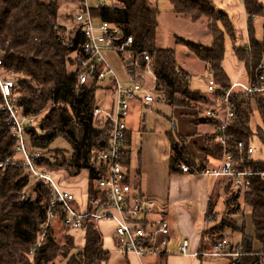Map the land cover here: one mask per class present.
I'll return each mask as SVG.
<instances>
[{"label": "trees", "instance_id": "trees-1", "mask_svg": "<svg viewBox=\"0 0 264 264\" xmlns=\"http://www.w3.org/2000/svg\"><path fill=\"white\" fill-rule=\"evenodd\" d=\"M116 1L118 5L109 10L95 12L94 16L122 26L126 34L133 37L134 57L145 51L150 54L153 68L162 81L172 106L186 108L191 101L200 100L202 96L193 93L189 88L190 74L177 64L176 51L157 48L160 17L158 8H151L148 0ZM169 1L178 18L193 24H203L212 35L211 48H204L180 38H176V43L207 63L217 84L228 88L230 83L222 68L225 43L227 38L233 42L237 40V32L228 14L216 10L212 0ZM243 2L249 16L250 50L235 48L234 51L238 59L245 63L246 80L259 86L261 83L258 81V67L264 63V39L257 40L254 19L264 18V7L259 0ZM58 11L57 0H48L47 3L42 0H0L1 58L4 70L12 75L23 76L18 86L20 97L16 103L24 114L38 115L52 104L50 115L39 128L28 130L30 144L34 148L48 150L62 136L74 150L69 165L65 158L55 164L46 158L40 160L38 165L47 166L50 170L56 167H72L76 172L88 169L91 198L97 194L96 182L99 178L90 166V149L97 146L98 142L99 148L104 145L107 130L93 127V113L97 107L96 94L99 88L93 85L81 87L78 74L75 71L69 72V56L77 49L82 36L77 35L70 48L62 46L61 37L66 31L59 26L61 32L58 34L59 31L55 29L58 26ZM142 64L140 60L138 66ZM138 66L134 69H138ZM231 101L235 117L228 133L236 141H243L249 146L255 138L250 128L251 102L255 103L262 121V127L257 128L260 131L264 127V97L259 95L254 99L239 92L234 94ZM3 105L4 99L0 93V164L15 157L16 146L7 124L9 113L2 109ZM129 137L128 134V139ZM172 148L175 152L171 168L173 172L179 159L189 165L196 163L183 138H172ZM210 149L214 157H221V148L215 141ZM246 159L248 160V156ZM124 165L128 167L129 160L124 161ZM247 165L253 172H264V164L247 162ZM249 180L251 189L245 194V203L252 212L255 239L262 244L264 252V178L257 175ZM28 185L29 175L24 168H0V264H28L26 256L38 242L39 227L45 219V206L42 203L44 196L40 190L42 187L37 186L36 198L22 201L20 193ZM42 190L47 201L49 192ZM84 229L85 247L79 249L74 241L67 242L63 251L64 260H67V264L108 263L110 254L103 249L98 229L92 222H86ZM253 242V238L244 234L241 246L245 256L240 264H264L263 258L253 251ZM59 250L51 227L42 248L37 250L33 263L53 264ZM73 251L77 253L71 254Z\"/></svg>", "mask_w": 264, "mask_h": 264}, {"label": "built area", "instance_id": "built-area-1", "mask_svg": "<svg viewBox=\"0 0 264 264\" xmlns=\"http://www.w3.org/2000/svg\"><path fill=\"white\" fill-rule=\"evenodd\" d=\"M116 5H118L116 0H78V5L72 12L71 28L60 26L66 31L61 37L64 48H70L77 35L82 36V41L71 54L79 85L81 87L93 85L102 89L103 86L107 88L105 85L109 80L114 95L111 106L96 107L93 113L94 122H97V119L102 121L99 129L104 127L103 129L107 130V137L95 156V161L99 163L96 171L99 178L96 182L97 194L89 198L86 211L79 209L71 188L64 186L52 172L38 165L40 160L46 158V151L34 148L27 135V129H32L36 115L24 114L18 107L14 100L17 83L3 75L4 64L1 58L3 52H0V93L4 99L2 109L9 113L7 124L11 136L16 141L15 157L1 163L0 168L3 170L11 167L24 168L29 176H33L39 182L42 189L49 191V199L43 203L45 219L40 226L39 239L28 252V257H35L37 250L43 246L49 228L56 222L68 232L85 230L86 222H92L96 228L101 222H111L114 224L115 251L121 256L135 255L143 259L147 256H164L172 252L173 237L165 210L127 181L123 163L129 143L128 119L132 103L139 102L150 110L158 104H169L170 99L153 68L150 54L145 51L134 57L133 37L127 35L122 26L94 16L95 12L109 10ZM58 27L55 29L60 34L61 30ZM249 50L250 45L246 47V51ZM107 53H114L120 57L128 55L124 64L121 62L125 79L116 74ZM140 60L143 64L138 66ZM136 66L138 69H134ZM258 81L261 83L259 86L246 80L222 88L212 74L206 79L208 93L218 102V107L208 110L206 116L215 123L214 141L221 148V160L219 165L214 167L182 163L179 166L182 173L230 178L244 193L251 189L249 178L257 175L264 178V172H253L247 165V162H253L252 157L256 153L253 143L247 146L243 141H236L228 133L235 117L231 101L234 94L240 92L254 99L259 95L264 97V63L258 67ZM17 157L20 158L19 161L16 160ZM28 187L29 185L20 193L22 201L31 198L28 195ZM189 246L188 239L180 240L178 254L193 258H229V264H240L245 256L241 245L235 246L226 238L215 242L208 251L191 253ZM257 255L261 256L264 262V252Z\"/></svg>", "mask_w": 264, "mask_h": 264}, {"label": "crops", "instance_id": "crops-1", "mask_svg": "<svg viewBox=\"0 0 264 264\" xmlns=\"http://www.w3.org/2000/svg\"><path fill=\"white\" fill-rule=\"evenodd\" d=\"M212 1L216 10L228 14L237 32L236 42H233L230 38L226 39V51L222 68L230 85L236 82L243 83L247 79L245 63L238 59L234 49L246 50V47L250 45L249 16L244 2L243 0ZM259 2L264 7V0H259ZM149 5L151 8L158 7L150 1ZM174 16L176 19H180L175 13ZM259 24H263L264 28V18L257 17L254 19L256 38L258 41H263L264 38L260 37L258 33ZM195 25H199V32L202 29L204 31L202 34L205 37L207 36V39L204 37L205 40H202L205 43L209 42L210 47L206 48H211V33H208L209 31L203 24L195 23ZM114 55V53H107L108 59L113 62H115ZM184 55L187 58L186 52ZM69 57H72V55ZM177 64H180L179 66L182 68L178 60ZM204 64L206 68L202 67L201 69L205 70L208 75L202 74L201 78L207 87L206 79L211 74H209V65L207 63ZM120 66L121 76L119 74L118 76L121 79H125L126 75L122 64ZM190 76V84L197 79L201 81V78H194L192 74ZM189 88L193 93L200 94L202 96L201 99L191 101L190 106L186 108L167 104L172 112L171 117L161 112L159 113L157 110L156 113L160 116L153 122L154 128L148 126L146 117L154 111L155 106L148 110L141 103L133 102L128 119L130 139L127 155L124 158V161L129 160V166L126 167L124 165L127 181L141 194L155 201L165 210V217L171 225L173 237L172 252L164 256H147L143 259H139L135 255L121 256L115 251L113 240L114 224L104 221L97 227L102 238L103 249L110 254L109 262L104 264H229V258L182 256L178 254L179 241L188 239L190 252L195 253L210 250L215 242L223 238L229 239L235 246L242 245L244 234L254 239L253 251L255 254L263 252L262 244L255 239L256 232L253 225L252 212L245 203L246 193L235 186L232 179L184 174L179 166L185 162L180 159L175 166V171L173 172L171 169L172 159L175 156L172 148V138L180 137L186 140V146L195 157V164L214 167L219 165L221 160V157H214L211 149L209 150L211 145L214 144L215 123L206 116L208 110L218 107V102L208 91L192 90L191 86ZM113 99L114 95L112 93L107 107L111 106ZM97 107H99L98 104ZM174 119H176L175 122ZM251 125L252 129L255 130L258 127H262V121L260 126L255 124L254 127L252 122ZM255 142H253V146L256 153L252 160L255 164H264V154L258 153V149L254 145ZM261 147L264 148V144ZM17 159L20 160L19 157ZM98 168L99 163L95 161L93 167L95 172ZM74 173L76 175L69 176L67 181H64L60 174H54L64 186L71 188L70 190L76 196L79 209L86 211L90 194V173L88 169H81ZM31 198H36L35 190ZM68 233L75 236L74 243L77 248L80 247L82 249L85 247V230Z\"/></svg>", "mask_w": 264, "mask_h": 264}, {"label": "rangeland", "instance_id": "rangeland-1", "mask_svg": "<svg viewBox=\"0 0 264 264\" xmlns=\"http://www.w3.org/2000/svg\"><path fill=\"white\" fill-rule=\"evenodd\" d=\"M43 2L47 3L48 0H42ZM153 4L155 3L158 7V10L160 12V17H159V28H158V34H157V48L161 49H173L176 50L177 52V60L178 63H181L182 68L187 70L190 74L194 76V78H201L202 74H205L206 76L208 75L207 72L202 70L201 68L204 67L206 68L205 64L200 61L193 52L189 51L186 47L183 45H178L176 43V38L183 39L187 42H191L193 44L203 46V47H208L209 42L205 43L202 40L204 39V34H202L204 31L201 29L200 32L198 28H200L199 25H195L190 23L187 20H182V19H176L174 16V13L172 11V6L170 4L169 0H149ZM58 3V26H63L64 28L70 27L73 25V20H72V12L73 10L77 7L78 5V0H57ZM199 24V23H198ZM70 30V29H69ZM206 30V29H205ZM207 31V30H206ZM208 32V31H207ZM210 34V32H208ZM258 33L260 37L264 38V28L263 24L258 25ZM211 35V34H210ZM207 39V36L205 37ZM262 38V39H263ZM210 47V46H209ZM186 52L187 58L183 54ZM190 54V55H189ZM127 56L125 55L123 57L118 56L117 54L114 55V61H110L112 68L116 72V74L121 76V71H120V64L121 62L124 64V60H127ZM193 56V57H192ZM195 58V60H194ZM183 61H182V60ZM110 60V59H108ZM185 62V63H184ZM188 63V64H187ZM186 64V65H184ZM180 65V64H179ZM69 72L72 73L75 70V65L73 58L70 57V63L68 65ZM209 74L210 71H209ZM3 75L6 78H9L11 80H14L17 83V88L14 90V100L16 101L20 95H19V83L23 80V76L20 75H12L8 71L3 70ZM107 88L102 87V89H99L97 94H96V102L97 104L101 107H107V105L110 103L111 97H112V87L110 84V81L108 80L105 85ZM192 90H197L200 89L203 92L207 91V87L205 86L202 78L201 81L194 80L190 84ZM171 105V103H169ZM52 108V104H49L48 107L40 112L38 115H36V118L33 120L32 127L31 128H39L42 122L45 121L46 117L50 115V111ZM166 114L171 117V111L169 109L168 105H163V104H158L155 105L154 111L152 113L147 115V122L149 127L154 128V123L155 120L159 118V114L156 113V111ZM251 120H250V128H251V133L255 134V138L253 139V142L258 141L264 144V127L262 130L259 131V129H252L251 122L253 123L254 127L255 124L261 125V118L258 113V110L256 108V105L254 102H251ZM254 113V114H253ZM176 119H174V122ZM94 122V120H93ZM102 121L97 119V122H94L93 127L96 129L101 128V123ZM173 124V123H172ZM257 126V125H256ZM171 129L172 126L170 125ZM104 128V127H103ZM102 128V129H103ZM30 129V128H29ZM27 129V132L28 130ZM257 138V139H256ZM255 142V147L258 149V153L264 154V148H262V144ZM99 143V142H98ZM97 143V146L91 147V158H90V166L93 168L94 163H95V156L96 153L99 149V145ZM46 151V158L50 159L51 163L55 164L57 161L62 160L63 158L66 159L67 164H71L72 161V154L74 153V150L72 149L71 145L69 142L64 138V137H59L55 140V142L50 146V148ZM52 151V154H49V152ZM53 151L55 153H53ZM59 157V159H58ZM45 158V159H46ZM16 159V158H15ZM58 159V160H57ZM18 160V159H16ZM19 161V160H18ZM44 167L45 170L52 172L53 174H60L62 179L64 181H67L69 176H75L76 172L73 170V168H61V167H56L54 169H48L47 166H41ZM80 173V172H79ZM26 174L28 175V172L26 171ZM78 174V173H77ZM81 174V173H80ZM55 175V174H54ZM71 182V181H69ZM37 186L39 185V182L35 180L33 176H29V187H28V195L31 197L33 195V191L36 189ZM41 193H43V200L42 203L46 201L44 191L42 189ZM48 191V189H46ZM49 192V191H48ZM37 196V195H36ZM41 228V227H39ZM52 232L53 236L56 240L57 246H59L60 250L57 252V256L53 262V264H67V260H64L63 258V251H64V246L67 244V242H75V236H72V234L68 233L63 226H61L60 223L53 224L52 226ZM80 248V247H78ZM81 249V248H80ZM77 251H73L71 254H76ZM26 258L29 260L28 264H34L33 263V258L26 256Z\"/></svg>", "mask_w": 264, "mask_h": 264}]
</instances>
